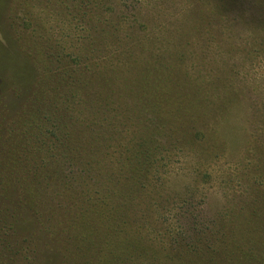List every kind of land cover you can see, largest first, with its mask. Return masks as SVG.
Listing matches in <instances>:
<instances>
[{"label":"rangeland","instance_id":"374dc122","mask_svg":"<svg viewBox=\"0 0 264 264\" xmlns=\"http://www.w3.org/2000/svg\"><path fill=\"white\" fill-rule=\"evenodd\" d=\"M109 1L115 3L113 13L105 10L103 0H0V264H181L185 259L173 236L187 230L196 217L202 225L197 237L209 251L218 244L235 251L234 242L244 240L245 247L231 261L264 264V225L254 234L253 224L248 223L254 212V226L259 220L264 224V0ZM132 13L148 21L149 38L160 35L184 45L179 62L196 85L192 98L203 99L213 112L202 116L194 108L179 114L173 94L166 104L156 82L149 86L155 89L145 91L140 101L156 102L161 114L145 111L139 117L144 134L131 127L123 132V143L111 141L98 147L94 157L102 174L97 179L109 174L116 179L121 170L132 175V167L127 169L125 164L134 161L136 165L141 157H127L128 138L138 136L137 144L143 136L149 137L171 112L178 122L166 124L164 147L148 144L154 162L147 176L139 177L147 187L136 199V210H128V224L117 227V222L107 225L98 219L96 229L101 237L85 253L72 235L86 203L78 202L71 211L64 201H52V196L40 202L36 192L40 186L28 183L31 177L23 176L19 164L29 166L23 154L34 142L45 140L44 147L51 145L39 130L48 110L54 118L51 122L66 125V110L70 115V110L86 107L84 101V106L68 102V89L74 94L78 88L86 95L83 85L89 76L68 79L66 54L90 55L89 42L101 41L105 24L123 21ZM91 49L99 48L92 44ZM121 103L112 111L89 103V116L82 114L83 120L79 119L81 127L91 130V121L111 122L123 109ZM177 126L172 138L170 131ZM52 159L43 164L49 166ZM66 179V172L59 171L55 186ZM49 181L50 176L44 183ZM96 186H89L94 197L89 203L111 205L108 194ZM113 190L108 192L112 195ZM115 199L118 203L121 198ZM95 213L98 217L99 212ZM110 229H122L127 247L116 240L103 241L102 234ZM188 233V244L197 247L196 231ZM127 237L136 244L130 245Z\"/></svg>","mask_w":264,"mask_h":264},{"label":"trees","instance_id":"16d2710c","mask_svg":"<svg viewBox=\"0 0 264 264\" xmlns=\"http://www.w3.org/2000/svg\"><path fill=\"white\" fill-rule=\"evenodd\" d=\"M103 1L106 3L105 10L113 13V10H115V3L109 0H106V2L105 0ZM105 27L106 29L102 30L103 35L101 41L89 42V53L91 54H86L88 57L85 55L80 56L81 54L78 52L66 54V74L68 79L72 80L75 79L76 76L78 78L80 75L89 76V78H87V83L83 85L86 90L84 91L86 95L82 96L78 88L74 89V91H76L74 94L72 93V89H68L66 90V96L69 99L68 102L78 105L82 104L84 106L82 103L84 101L86 107L81 111L72 109L70 110V115H67L68 111L66 110V122H69L68 124L66 123V125L56 120L51 122V119L53 120L54 118L49 113L50 110H48V113L45 115L46 117L43 118V124L39 126V130L45 138H50L51 145L44 147L45 140L39 143L37 141V143L34 142L23 154L28 161L27 163H29L27 167L32 170L31 175L27 174L28 169L24 163H21L22 165L19 164L21 173L24 174L23 176L27 175L31 177L28 183H33L34 186H40V188L36 190V192L38 191L37 200L40 202H45L48 200V197L51 199L52 196V201H64L67 210L69 209L71 211L73 208L77 209L76 205L78 202H82L83 200L86 203L85 205L83 204V209H81L82 215L77 221L79 227H77L78 229H74L75 233L72 235L73 239L78 240L76 243L81 245L85 253L90 251V247L94 246L95 243L93 241L101 237L98 236L99 231L96 229L98 219L99 222L107 225H113V223L117 222V227L119 225L128 224L130 219V216L127 214L128 210L130 209L132 212L136 210V199L144 192L145 189L143 187H147V183L143 185L139 177L147 176L149 167L151 166L150 163L154 162V155L151 152L152 147H148V144H154V148L156 149L164 147V138L167 137L165 133L166 124L178 122V120H176V114H172L171 112L170 115L164 116L166 121L160 123L159 130H156L149 137L143 136L137 144H134V140L138 136L128 138L125 143V145H127L125 149L129 152L127 157L131 156L134 160L138 156L141 157V161H136V165H134V161H129L128 164H125L127 169L132 167V175L125 174L126 172L121 170L119 171V177L116 179L113 178L114 175L112 174L103 176L102 179H97L99 174H102V172L100 173V170H102L100 167L101 164L99 160L95 158L98 147L104 148L108 146L107 144H110L111 141L123 143L124 141L122 140L125 139L123 132H128V129L131 127L135 132L144 134L145 130L140 126L143 122L139 117L145 114V111L149 110L151 114L156 113V115L158 113L161 114L157 108L159 105H157L156 102L147 101V103L142 104L140 101V98L146 95L144 93L145 91L153 90L154 87L150 90L149 86H153L156 82V86L162 89V101L166 102V104H168L172 97L170 94H173V98L175 99L174 102L178 104L175 111L179 114L181 111L184 113L189 110L193 111L194 108L195 110L198 108L202 116L213 112L210 104L204 103L203 99L200 100L199 97H197L194 101L192 98L193 95L197 94L194 93V87H196V85L191 82L180 66L179 60L181 57H184L181 48H183L184 45H182L178 39H170L161 37L160 35L156 37L151 36V38H149L151 31L148 21L141 19L137 13L129 14L123 21L119 19L111 24H105ZM92 44H96L99 49L92 50ZM92 53L94 54L92 55ZM95 56L99 59L93 60ZM84 58L87 60V63H82ZM152 95L153 99L155 98L156 100V92H153ZM85 97L88 98L90 104L93 102V106L108 108L111 111L120 102H123L121 103L123 109L112 117L110 116L112 121L109 123L97 124V122L91 121L93 128L90 130L81 127L79 122L80 118L83 120L82 114L85 117L89 116L87 107L89 108L90 104L85 100ZM153 105L157 110L154 109ZM187 105L189 106L188 108ZM108 109H105V111ZM78 113L80 114L79 116H77ZM71 124H73V128H69ZM123 127H127V129L123 130ZM178 129L179 127L177 126L170 131L172 132V138H175L174 135ZM40 155L42 158L38 159ZM49 158L56 159H52V161L49 162V166L44 165L43 163H46ZM61 158L62 161H59ZM126 161L128 160L125 159L123 163H126ZM122 167H124V165H122L120 169H122ZM41 169L42 171L39 173ZM66 169L68 171H66ZM61 170L66 172L67 179L64 181L63 185L60 186L58 184L59 186H55L58 172ZM43 171L44 174L47 173L48 176H50L48 184L44 183L45 179H48V176H44ZM113 179L116 185L113 184ZM85 184L88 188H86ZM91 184L94 187L97 184L96 188L104 190L108 194L109 202L112 201L111 205H103L98 202L89 203V199L93 200L94 198L89 189ZM108 184L113 185V188H111L114 189L112 195L110 191L108 192V190H111V185ZM115 196L121 198L118 203ZM104 206H108V208L112 209L114 214L110 213L111 211ZM96 207L98 210L95 209ZM50 209L53 210L52 212H55L54 207ZM255 211L257 212L260 210L255 209ZM95 212H99L98 217ZM253 213L254 212L250 213L251 217L248 223L250 225L253 224L251 229H253L255 232L254 234H256L258 231L262 230L264 224L259 220L258 215L257 218L260 222L254 226L255 219L253 218ZM191 219V224L188 226L187 230H181L180 235L173 236V243L178 246L177 249L180 251V257L185 259L181 261V264H189L194 260L196 262L193 264H238V262L231 261V259L236 260L234 256L240 255V250L245 247L244 240H239L237 242L232 240L235 243V251L225 250V248L220 247L219 244L215 249L209 251L208 248L210 247L205 245V241L197 237V234L200 233L199 230L202 229L200 228L202 226L200 220L197 219V217ZM72 222H76V217L73 218ZM238 224L239 223L235 225V228H237ZM70 227L69 225V228ZM190 230H192L193 233L196 231L197 247L188 244V241L191 240L188 233ZM109 232H113V234L109 235ZM234 233L235 235L232 236L237 240L238 237L236 232L234 231ZM102 235L105 243L116 240L123 248L127 247V245H124L122 242V238H124L122 229L115 231L110 229L105 231ZM127 238L130 245H132L133 242L136 244L134 240H131L132 238ZM217 242L221 243L222 241L218 240ZM85 245H87L86 248ZM76 249L80 248L76 247ZM247 264L253 263L249 261Z\"/></svg>","mask_w":264,"mask_h":264}]
</instances>
